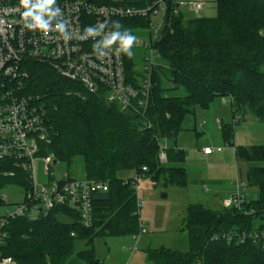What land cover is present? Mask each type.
Instances as JSON below:
<instances>
[{
    "label": "trees",
    "instance_id": "trees-1",
    "mask_svg": "<svg viewBox=\"0 0 264 264\" xmlns=\"http://www.w3.org/2000/svg\"><path fill=\"white\" fill-rule=\"evenodd\" d=\"M214 3V18L184 11L168 17L169 25L153 43L157 64L143 58L141 71H136L134 45L129 49L131 56L123 52L128 83L139 88L149 75L152 90L144 113L136 108L121 110L107 102L103 92L87 93L47 65L29 64L24 94L39 97L44 105L49 139L39 144V153L65 164L80 159L84 177L105 183L107 191L94 195L88 229L63 207L35 219L26 214L9 218L0 258H11L16 264H96L94 238L139 232L136 178L186 186L185 155L176 148L175 139L196 109L206 110L217 98L228 99L238 120L250 114L264 124V0ZM113 21L112 31L120 36L126 30L147 28L149 23L143 17ZM232 133L231 126L222 127L224 142L233 148L237 164L244 163L245 180L240 181L244 188L245 184L255 188L257 198L239 208L216 211L189 205L183 226L189 251L153 250L148 257L155 264H264V146L234 147ZM168 139H174L173 146L162 150ZM161 152L164 164L159 162ZM238 176L242 177L240 169ZM7 186L20 187L25 195L29 191L23 163L0 160V190ZM57 215L69 216L76 223L62 226L56 222ZM78 239L86 241L87 249L75 253Z\"/></svg>",
    "mask_w": 264,
    "mask_h": 264
},
{
    "label": "built area",
    "instance_id": "built-area-1",
    "mask_svg": "<svg viewBox=\"0 0 264 264\" xmlns=\"http://www.w3.org/2000/svg\"><path fill=\"white\" fill-rule=\"evenodd\" d=\"M138 1L139 5L135 6L133 0H111L110 3L30 0L33 16H39L48 25L49 30L45 33L23 27L21 13L24 9L20 0H0V160L23 163L29 175V191L24 201L6 218L0 219V245L5 238L4 228L9 218L26 214L35 219L55 207L68 209L76 215L83 228H90L92 199L94 195L106 192L107 185L99 181L73 179L67 172H63L60 179L50 175L55 160L52 155L39 153V144L49 141L44 105L39 97L24 94V84L30 75L29 64L37 62L47 65L61 78L77 83L87 93L103 92L106 101L117 104L121 110L136 108L144 113L152 90L149 75L139 88L126 81L124 55L119 42L105 44L114 33L113 20L147 18L149 23L144 31L149 32L153 28L151 17L161 13V24L166 27L169 25L168 17L179 15L182 9L196 13L202 9L203 0ZM24 22L32 23V16ZM149 47L150 53L155 54L150 42L142 46L144 50H149ZM144 60L152 64L146 57ZM164 148L161 146L162 150ZM213 151L208 147L202 149L204 155ZM221 151L216 149V152ZM37 159H41L44 173L49 177L46 185H39L34 179ZM55 162L53 166L59 163ZM159 162L166 163L163 152L159 155ZM235 188L226 205L239 208L244 202V183L237 179ZM141 206L142 202L137 200V209ZM143 233L139 224L138 234ZM0 264L14 262L11 258H0Z\"/></svg>",
    "mask_w": 264,
    "mask_h": 264
},
{
    "label": "rangeland",
    "instance_id": "rangeland-1",
    "mask_svg": "<svg viewBox=\"0 0 264 264\" xmlns=\"http://www.w3.org/2000/svg\"><path fill=\"white\" fill-rule=\"evenodd\" d=\"M181 11L208 19L214 18L216 14L214 0H203L202 9L196 13L187 9ZM150 20L153 28L149 32L144 31L146 28L130 32L136 37L135 41L137 40L133 42L136 50L134 56L132 55V60L137 65L136 71H141L145 57L154 65L159 62L157 52L150 53L151 47L149 50L142 48L146 43L153 44L158 41L164 29L161 24V13L151 17ZM156 30L157 34H155ZM222 100L225 101V105L221 104ZM212 103L206 110L196 109L194 116L185 121L183 130L175 139L177 146L185 153L187 186L182 188L164 185L162 182L155 184L148 178H136V198L142 202L141 208L137 211L138 221L144 233L137 235L114 233L107 237L94 238L92 249L96 264H155L148 254L159 248L188 252L190 246L183 228L187 207L201 204L213 211L220 210L222 202L232 195L233 183L240 179L237 174L238 167L233 159L232 147L222 141L219 125L215 123L214 117L220 115L221 126L232 125V143L240 146H264V124L255 121L250 114L243 115L242 120H238L239 116L236 115L234 124L228 100L217 98L214 102L216 106H212ZM254 121L257 124L252 123ZM173 141L174 139H168L162 145L171 147ZM202 146H208L214 151L220 148L222 153H214L207 159L201 158L198 148ZM239 169L245 180L244 163L240 164ZM63 172H67L73 179H86L80 159L70 164L60 162L51 166L50 175L55 179H60ZM129 177L133 176L130 174ZM34 179L39 185H46L49 181V177L44 173L41 159L35 161ZM245 186L244 202L255 200L258 196L256 189L247 184ZM24 195L23 190L18 186H7L0 190V218L11 214L23 201ZM215 195H218V198H215ZM86 249L84 239L75 241V253Z\"/></svg>",
    "mask_w": 264,
    "mask_h": 264
},
{
    "label": "clouds",
    "instance_id": "clouds-1",
    "mask_svg": "<svg viewBox=\"0 0 264 264\" xmlns=\"http://www.w3.org/2000/svg\"><path fill=\"white\" fill-rule=\"evenodd\" d=\"M51 2V0H49ZM30 0H20V5L24 9L21 13L23 18V27L27 30H40L42 32H47L49 30L48 25L46 22L42 21L39 16H33L32 8L29 7ZM32 7H39V5H33ZM32 16V23H26V19ZM136 37L131 35L127 30L125 31V35L120 36L119 33H113L110 39L105 41L106 45L112 44L114 41L119 42V48L123 50V52L131 56L132 52L129 51L131 49L133 42L135 41Z\"/></svg>",
    "mask_w": 264,
    "mask_h": 264
},
{
    "label": "crops",
    "instance_id": "crops-1",
    "mask_svg": "<svg viewBox=\"0 0 264 264\" xmlns=\"http://www.w3.org/2000/svg\"><path fill=\"white\" fill-rule=\"evenodd\" d=\"M217 100V99H216ZM216 100H214V102L216 101ZM226 100H228V99H226ZM229 101V100H228ZM212 103V106H216V105H214L215 103ZM221 104L222 105H225V101L224 100H222L221 101ZM229 110H230V112H231V119H233V123L235 122V115L233 114V109L231 108V104H230V101H229ZM214 119H216L215 120V123L217 124V125H219V130H220V134H221V139H222V141L224 142V139H223V137H222V127L223 126H229L228 124H225V125H223V126H221V119H220V115H217V116H215L214 117ZM244 120H245V118H244ZM256 121V120H255ZM252 122V123H254V124H257L256 122ZM258 122V121H257ZM258 123H260V122H258ZM235 124V123H234ZM232 126V125H231ZM233 128V127H232ZM175 146H176V148L177 149H179V150H182L183 152H184V150L182 149V148H180L179 146H177V144L175 143ZM164 147H166V146H164ZM206 147H208V146H202V147H200V148H198V150H199V156L201 157V158H204V159H207V158H209L210 156H212L214 153H222V151L221 152H216V151H213V153L212 154H210V155H204L203 153H202V149L203 148H206ZM234 147H250V146H240V145H234ZM167 148V147H166ZM232 150H233V148H232ZM185 154V153H184ZM233 159H234V162H235V164L237 165V174H238V169H239V166L240 165H238L237 164V162H236V160H235V156H234V150H233ZM183 167H184V169H185V171H186V167H185V158H184V163H183ZM186 175H187V172H186ZM239 177V176H238ZM240 179L242 178V177H239ZM239 179V180H240ZM241 181H244V178H242V180ZM187 184H188V175H187ZM187 184H186V186H187ZM185 186V187H186ZM183 188V187H182ZM234 190H235V182L233 183V193H234ZM233 193H232V191H231V194L233 195ZM231 195V196H232ZM231 196L229 197V199H225V201L224 202H222V208H227V207H230V206H227L226 205V203L230 200V198H231ZM215 198H218V195H215ZM224 206V207H223ZM221 208V209H222Z\"/></svg>",
    "mask_w": 264,
    "mask_h": 264
},
{
    "label": "water",
    "instance_id": "water-1",
    "mask_svg": "<svg viewBox=\"0 0 264 264\" xmlns=\"http://www.w3.org/2000/svg\"><path fill=\"white\" fill-rule=\"evenodd\" d=\"M244 113V111H243ZM56 162L54 161L53 162V165L55 164ZM56 222L62 226H65V227H72L75 225V222L73 219L65 216V215H57L56 216Z\"/></svg>",
    "mask_w": 264,
    "mask_h": 264
}]
</instances>
